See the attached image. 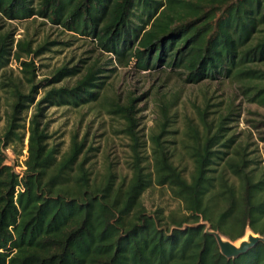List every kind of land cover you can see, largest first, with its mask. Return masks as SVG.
I'll list each match as a JSON object with an SVG mask.
<instances>
[{
	"label": "trees",
	"instance_id": "trees-1",
	"mask_svg": "<svg viewBox=\"0 0 264 264\" xmlns=\"http://www.w3.org/2000/svg\"><path fill=\"white\" fill-rule=\"evenodd\" d=\"M0 15L43 17L118 60H133L137 70L181 69L190 83L240 80L264 106V69L258 67L264 64V0H0ZM43 50L0 34V70L14 58L32 78L35 65L22 58ZM102 69L94 62L73 86L48 90L26 125L20 115L36 86L25 94L9 84L15 101L0 135V264H264V244L228 259L205 231L210 225L232 241L247 231L264 236V171L226 138L228 116L216 127L203 117L202 131L189 125L188 175L162 139L167 118L150 137L151 169L143 165L132 105L120 109L133 141L127 182L118 184L111 171L95 182L88 155L80 159L85 143L75 137L65 154L49 144L42 103L77 107L97 100ZM79 72L64 66L45 83ZM26 134L25 168L17 173L5 149L22 145ZM154 184L167 187L184 213L148 212L141 196Z\"/></svg>",
	"mask_w": 264,
	"mask_h": 264
},
{
	"label": "rangeland",
	"instance_id": "rangeland-1",
	"mask_svg": "<svg viewBox=\"0 0 264 264\" xmlns=\"http://www.w3.org/2000/svg\"><path fill=\"white\" fill-rule=\"evenodd\" d=\"M10 33L12 37L31 42L37 50L44 46L40 54L24 55L22 60L35 65L34 77L23 72L19 61L11 58L8 65L0 70V135L13 112L15 101L11 82L17 83L25 94L36 86L32 102L20 116L23 124L36 113L38 102L53 87L73 86L87 68L94 62L102 67L106 78L97 100L73 107L45 106L42 121L50 136V145L58 144L61 154L71 147L72 138L84 142L80 156L88 155L86 166L92 170V179L99 183L103 175L111 171L118 184L127 182L131 176L130 163L133 160V141L126 132L127 121L120 110L132 105L133 116L137 119L136 130L140 136V155L144 164L151 169V139L160 132L165 119H169L162 139L172 154V160L185 175L192 170V161L187 154L189 125L202 131L204 117L214 127L224 117L226 138H233L232 146L244 147L253 166L264 171V106L251 100L254 89L247 90L246 83L235 79L221 78L202 80L198 83L185 81L181 69L158 67L151 70H137L133 60H118L111 53L104 52L88 38H82L62 27L50 23L43 17L24 20L5 19L0 15V34ZM23 53V52H21ZM129 61V62H127ZM77 66L80 72L58 82L45 83L61 67ZM264 69V64H259ZM27 135H25L24 140ZM27 142V141H26ZM22 145L5 149L7 162L14 165L17 173L24 170L23 161L27 152ZM148 212L161 210L163 215L184 213L181 202L167 187L152 185L141 196ZM249 231L246 232V234ZM244 235V237L246 236ZM238 241V240H237ZM236 242V241H235Z\"/></svg>",
	"mask_w": 264,
	"mask_h": 264
},
{
	"label": "water",
	"instance_id": "water-1",
	"mask_svg": "<svg viewBox=\"0 0 264 264\" xmlns=\"http://www.w3.org/2000/svg\"><path fill=\"white\" fill-rule=\"evenodd\" d=\"M205 231L215 237L220 252L228 259L247 254L258 245L264 244V236L253 233L252 231H249L245 237L240 238L238 244L223 236L220 232L212 230L210 225L206 226Z\"/></svg>",
	"mask_w": 264,
	"mask_h": 264
},
{
	"label": "built area",
	"instance_id": "built-area-1",
	"mask_svg": "<svg viewBox=\"0 0 264 264\" xmlns=\"http://www.w3.org/2000/svg\"><path fill=\"white\" fill-rule=\"evenodd\" d=\"M27 135V134H26ZM27 137V136H26ZM27 140H26V138H25V140H24V152L26 153L27 152V142H26Z\"/></svg>",
	"mask_w": 264,
	"mask_h": 264
},
{
	"label": "bare ground",
	"instance_id": "bare-ground-1",
	"mask_svg": "<svg viewBox=\"0 0 264 264\" xmlns=\"http://www.w3.org/2000/svg\"><path fill=\"white\" fill-rule=\"evenodd\" d=\"M235 243H236V244H238L239 242H238V241H236Z\"/></svg>",
	"mask_w": 264,
	"mask_h": 264
}]
</instances>
